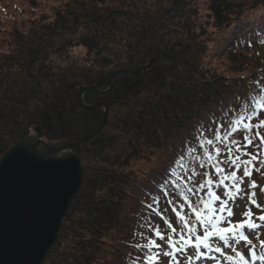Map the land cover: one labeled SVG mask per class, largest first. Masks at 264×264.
<instances>
[{"label":"trees","instance_id":"16d2710c","mask_svg":"<svg viewBox=\"0 0 264 264\" xmlns=\"http://www.w3.org/2000/svg\"><path fill=\"white\" fill-rule=\"evenodd\" d=\"M208 53L229 70L218 73L206 62ZM148 58L151 83L169 91L155 104L118 118L110 133L72 149L80 158L82 187L43 264H144L148 250L135 245L147 243L151 228L159 226L167 240L171 230L164 221L177 224L172 209L180 211L179 193L195 189L206 169L218 179L212 167H200L205 159L200 145L213 136L207 130L240 110H255L252 123L264 119V107L257 109V102L264 105V0H0V158L41 123L52 80L78 81L77 96L88 87L107 89L116 71L113 92L119 95L131 89L134 73ZM106 96L90 91L83 101L91 105ZM102 115L100 108L81 109L72 118L96 127ZM70 125L61 124L64 130L44 138L69 137ZM259 131L264 135V127ZM243 135L235 134L242 147ZM144 160L148 170L136 168ZM177 162L189 166L175 171ZM252 168L241 187L258 198L264 196V167L254 161ZM251 181L258 187L249 189ZM207 191L199 197L208 199ZM212 191L223 198L222 187L213 185ZM186 194L195 204L198 196ZM188 219L191 224L196 218ZM165 241L156 240L168 250Z\"/></svg>","mask_w":264,"mask_h":264},{"label":"water","instance_id":"95a60500","mask_svg":"<svg viewBox=\"0 0 264 264\" xmlns=\"http://www.w3.org/2000/svg\"><path fill=\"white\" fill-rule=\"evenodd\" d=\"M111 87L112 81L105 91L88 87L78 94L84 109H104L94 130L48 145L40 141L43 133L36 138L30 133L0 158V264L45 262L82 187L81 162L71 149L97 135L107 119L108 103L86 106L82 97L90 91L106 94Z\"/></svg>","mask_w":264,"mask_h":264},{"label":"snow or ice","instance_id":"6c2138e0","mask_svg":"<svg viewBox=\"0 0 264 264\" xmlns=\"http://www.w3.org/2000/svg\"><path fill=\"white\" fill-rule=\"evenodd\" d=\"M264 107L260 102H257V109ZM256 115L255 110L245 114L244 110H240L234 119H228L224 121L223 125H217L215 129H208L207 131L213 132V136L207 138L201 143V148L205 149V159L201 161L200 167L205 168L207 164L212 167L213 172L217 174L218 179L213 180L209 175L207 169L204 171V180L197 185L195 189L187 187L185 191L179 193L180 199L183 204L179 205L180 211L173 207L177 217V224L180 225L179 230L173 227L172 223L165 219L167 228L171 230L165 241V235L159 226L151 228V235L145 236L147 243L145 245L136 244L135 247L143 251L145 248L148 250V255L144 261V264H165L162 257H168L167 264H180L177 260V253H184L186 249L192 248L193 251L186 259L191 264L193 258L200 259L207 257L206 254L201 253L200 249L204 248L207 251L221 252V247L217 246L213 248L211 241L218 239L222 242V245H227L229 241L240 242L250 244V236L245 234L244 229H248L249 232L254 233L258 225L254 222V213L252 209L248 208V204L253 205L255 208L264 212V203L257 202V193L251 190H245L241 185L244 184L245 177L252 176V165L254 161H259L260 166L264 167V135L261 134L259 129L264 127V119H261L259 123H252L253 116ZM224 131H221V128ZM253 129H257L253 135L249 133L253 132ZM238 132H243V147L241 140L235 137ZM203 136L204 133L201 132ZM259 139L258 145L253 144V139ZM222 145V147H221ZM206 146H210L209 150ZM249 146H253L258 149L256 153L247 151ZM226 153V158L224 154ZM248 157V159H242L241 157ZM200 160V157H197ZM226 165L230 171H226ZM243 167V175L238 176L237 173ZM256 171H260V168H256ZM197 173L193 172L192 176ZM228 181L229 183H225ZM191 182V177L186 181V184ZM222 187L224 189L223 198L216 195L212 191V186ZM258 185L255 181H251L249 189H255ZM207 188L205 193L208 199L199 197V193ZM260 192L264 193V187H260ZM186 193L196 194L198 199L193 204L189 195ZM247 197L245 204V211L241 215L245 218L242 221L233 223L228 219L235 215L233 212L234 207H239L236 204V200H244ZM261 199H264L262 197ZM218 202V206H217ZM172 204V201H169ZM187 206L189 212L187 215L184 213V206ZM201 205L203 207L201 208ZM195 216V222L189 223L188 217ZM261 222H264V214L255 217ZM197 223L203 228V234L197 235ZM227 224L226 227H218V225ZM176 237V238H174ZM193 237L195 240L193 241ZM165 241L168 245V250H165L161 244H158L156 240ZM261 247H264V242L261 243ZM155 249V251H153ZM235 257L241 262L244 261V255L235 249H233ZM253 258L255 256L253 255ZM228 260H232V257H227Z\"/></svg>","mask_w":264,"mask_h":264},{"label":"rangeland","instance_id":"374dc122","mask_svg":"<svg viewBox=\"0 0 264 264\" xmlns=\"http://www.w3.org/2000/svg\"><path fill=\"white\" fill-rule=\"evenodd\" d=\"M18 2H22V1H18ZM216 38L217 36H219L218 34L215 35ZM207 57L210 59L211 62H209L206 59V62H208L209 64H211L212 67L216 68V71L218 73H223L229 70L226 62H223L221 60L217 59H211L210 55L208 53ZM213 60V61H212ZM223 63V64H222ZM150 65L152 66L153 63L151 61L150 58L146 59V62H144V65L141 67V75L139 76L138 79H134L133 83L131 81V89L130 91H126L125 94L120 98V100L118 101H110L109 102V106L107 108V113H108V119L107 122L105 124V126L102 129V133L103 134H108L110 133L115 121L124 116L125 114L131 112L132 110H136V111H140L141 107L144 105H153L155 104L161 96H164L169 90L161 88L159 82H153L151 83L150 81V77L152 75V69L149 68ZM219 69V70H218ZM113 71V69L109 68L107 69V73ZM116 73V71L114 72ZM127 73V71H126ZM233 74V73H232ZM146 79L145 81H142V79ZM170 82H168L169 84ZM77 89L79 90V82L74 80V79H68L65 80L61 79V78H56L54 80L51 81L49 88L47 89V96L44 99L43 102V107H42V111L40 114L41 117V125L43 123V119L47 120L49 119V117H53V116H60L59 113L57 111V107L54 106L55 102L57 101V99H60V101L62 100V98L64 96H70V98H73L75 94V91H77ZM128 89V90H129ZM75 90V91H74ZM114 98V97H113ZM72 113V112H71ZM64 119V117H63ZM78 121V120H77ZM74 122L73 124L70 125V132L76 133L82 129H84V124H79L81 123L78 122L76 123V121H72ZM66 124V123H65ZM65 124H63L65 126ZM83 127V128H82ZM42 128V127H41ZM48 128H50L48 126ZM54 128V127H53ZM31 135L33 137L36 138V136L42 132H39L38 130V125L31 127L29 129ZM41 142H43L44 144H47V140L46 138L43 139V137H41L40 139ZM13 147V146H12ZM150 165V162L148 160H144L142 162H137L136 163V168H138L139 170L141 169H147V166ZM259 203H263L262 199L258 200ZM239 205V207H234L233 208V212L235 213L234 216L229 217L228 219L232 220L233 223H236L238 221H242L243 219H245L241 213H243L245 211V202L244 201H239V203H237ZM248 208L252 209L253 213H254V222H258L256 223L258 225L257 229L254 231V233H250L248 229H244L246 232L245 234L250 236L251 239V243L248 244L245 242H232L230 244V246H222V245H214V242H219L218 239H215L213 241H211V243L213 244V248L220 246L221 247V252L220 255L217 256L218 253H215V255L213 256V258L211 257L210 259V263L207 261H203L204 256H202L199 260H195L192 259L191 260V264H237L239 262H241L240 260H238L235 255H234V251L233 249L236 247V244L239 243L240 246H242V250H240V252L244 255L245 259H248L249 256L252 255V252L250 253L249 249L253 252V255H255L259 250L263 249L264 247H261V240H263L264 242V222L259 221L258 219H255V217H258L261 214H264V212H261L260 209L255 208L253 205L248 206ZM260 231V232H258ZM262 234V235H259ZM260 236V237H259ZM244 244V245H243ZM254 246V247H252ZM241 248V247H238ZM254 248V249H253ZM204 249V248H203ZM211 251H207L205 249V253L206 256L210 253ZM229 255L232 257V260H228L227 257H229ZM208 257V256H207ZM252 262V260H250V263ZM180 264H189V261H185L184 258L181 259Z\"/></svg>","mask_w":264,"mask_h":264},{"label":"flooded vegetation","instance_id":"af4514ba","mask_svg":"<svg viewBox=\"0 0 264 264\" xmlns=\"http://www.w3.org/2000/svg\"><path fill=\"white\" fill-rule=\"evenodd\" d=\"M141 70L142 68H139V70L134 73L137 75V78H138V75L141 74ZM136 78V79H137ZM115 82H113L112 84V87L110 88L107 96H106V102L107 101H118L120 100V98L125 94L126 91H130L129 90H126V89H122L121 91V94L119 95H115L114 92H113V86H114ZM115 96V97H114ZM114 97V98H113ZM57 107V111L60 112L59 115H56V116H53V117H49V119L45 120L43 119V125L45 128H48V126L50 127V131L53 130L56 126L60 125L61 123L62 124H65V123H71L73 124L74 122L72 121H76V123L80 122V121H77V120H74L72 119V115L75 114L76 112L80 111L81 109L77 106L76 102L73 100V101H70V96H64L62 98V100L60 101V99H57V101L55 102V105ZM72 112V113H71ZM67 116V117H66ZM64 117V119H63ZM71 120L70 122H68V120ZM79 124H84V129L76 132V133H73L72 135L70 136H78V135H82V134H85L87 132H89L93 127L94 123H89V122H81ZM54 127V128H53ZM82 127V128H83ZM62 131V129L64 130V126L61 128H58Z\"/></svg>","mask_w":264,"mask_h":264},{"label":"bare ground","instance_id":"6f19581e","mask_svg":"<svg viewBox=\"0 0 264 264\" xmlns=\"http://www.w3.org/2000/svg\"><path fill=\"white\" fill-rule=\"evenodd\" d=\"M114 74V73H113ZM113 74L110 76V79H109V82H115L118 78H117V75H118V73L117 74H115L114 76H113ZM202 152H205V149L204 150H202ZM179 162H177L176 164H177V166L176 167H174V169H176L175 171H178V170H184L186 167H188L189 166V164L188 163H186V162H184L183 164H181V163H179ZM175 164V165H176ZM177 167L178 168H180V169H177ZM231 243V240L229 241V243H228V245L227 246H230V245H232L233 246V244H230ZM240 245H239V243H237L236 244V247L234 248V249H237L238 247H239ZM252 260H253V264L255 263V264H258L259 262H264V249L263 250H260L259 252H257V254L255 255V258H252Z\"/></svg>","mask_w":264,"mask_h":264}]
</instances>
